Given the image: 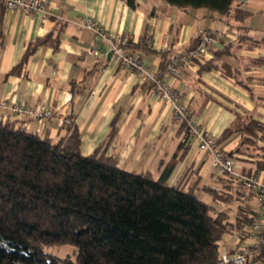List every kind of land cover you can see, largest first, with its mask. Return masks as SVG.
Returning a JSON list of instances; mask_svg holds the SVG:
<instances>
[{"label":"crops","instance_id":"obj_1","mask_svg":"<svg viewBox=\"0 0 264 264\" xmlns=\"http://www.w3.org/2000/svg\"><path fill=\"white\" fill-rule=\"evenodd\" d=\"M135 2L132 6L128 0H51L46 17L0 6V99L9 105L44 103L56 114L39 122L3 108L0 122L18 121L29 131L58 139L66 133L59 117L72 115L81 131L82 153L90 155L106 142L118 116V131L108 153L121 168L159 176L174 163L170 178L174 184L194 165L201 168L205 182H214L220 175L195 141L185 139L171 105L158 98L152 84L109 56L107 41L82 23L92 18L113 36L131 34L128 49L160 73L201 126L231 152L240 147L242 134L226 139L222 135L238 113L264 122V64L252 61L264 59V0H236L229 14L182 8L164 0ZM236 10L250 15L237 19ZM205 30L217 34L206 60L230 65L238 77L220 67L205 69L198 61L186 66L179 77L169 72L166 65L171 58L187 50ZM40 40L46 43L39 44L25 65L13 72L28 48ZM225 48L222 56L217 53ZM245 148L234 155L241 171L254 167L261 152L257 146Z\"/></svg>","mask_w":264,"mask_h":264},{"label":"trees","instance_id":"obj_2","mask_svg":"<svg viewBox=\"0 0 264 264\" xmlns=\"http://www.w3.org/2000/svg\"><path fill=\"white\" fill-rule=\"evenodd\" d=\"M164 1L229 14L236 0ZM249 15L235 11L240 20ZM204 33L217 36L205 30L188 49L197 47ZM43 43L30 46L13 72ZM252 61L264 64L262 58ZM198 62L238 77L228 64ZM117 120L106 142L90 155L82 153L81 131L72 115L58 139L29 131L18 121L0 122V264H220L225 236L243 234L259 216L254 192L231 176L207 183L201 168L192 165L172 184L174 163L159 176L121 168L108 153ZM234 133L242 134L240 147L231 152L222 148L226 155L234 158L245 147L257 146L261 152L255 166L242 172L264 171V122L238 113L222 138ZM61 245L74 247L73 253L62 256L53 249Z\"/></svg>","mask_w":264,"mask_h":264},{"label":"built area","instance_id":"obj_3","mask_svg":"<svg viewBox=\"0 0 264 264\" xmlns=\"http://www.w3.org/2000/svg\"><path fill=\"white\" fill-rule=\"evenodd\" d=\"M51 0H0V6L6 9H20L27 14H49ZM86 28L93 30L109 44L114 52V57L120 65L133 71L144 82L154 86L158 98L171 105L174 121L183 125L185 136L194 140L198 148L205 152L211 161L212 167L220 176H231L239 180L246 188L254 192L255 202L259 216L252 222L246 232L239 234L234 247L222 251L220 264H264V176L261 172L246 174L242 172L233 157L226 155L217 139L197 121L189 106L184 103L178 91L160 78L155 70L146 65L140 57L128 49L132 40L131 34L121 36L111 35L105 27L92 18H86L82 23ZM216 37L211 33H204L197 47L184 50L174 55L168 65V70L173 76L179 77L184 68L196 61H203L210 57ZM94 53L98 54L96 51ZM10 108L17 116L36 121L52 119L55 111L39 103L36 105L26 103H13L9 105L0 99V109ZM62 122L69 121L59 117Z\"/></svg>","mask_w":264,"mask_h":264},{"label":"rangeland","instance_id":"obj_4","mask_svg":"<svg viewBox=\"0 0 264 264\" xmlns=\"http://www.w3.org/2000/svg\"><path fill=\"white\" fill-rule=\"evenodd\" d=\"M198 194L201 198H203L207 201H212V197L210 195H208L204 192H199ZM237 240H238V236L236 233H230V234L226 235L225 239L223 241V244H222L221 251H223L226 248L234 247ZM53 249H55L62 256L70 255L74 251V247H72L70 245L55 246V247H53Z\"/></svg>","mask_w":264,"mask_h":264},{"label":"water","instance_id":"obj_5","mask_svg":"<svg viewBox=\"0 0 264 264\" xmlns=\"http://www.w3.org/2000/svg\"><path fill=\"white\" fill-rule=\"evenodd\" d=\"M113 53H114V52L111 50V52L109 53V56H113Z\"/></svg>","mask_w":264,"mask_h":264}]
</instances>
